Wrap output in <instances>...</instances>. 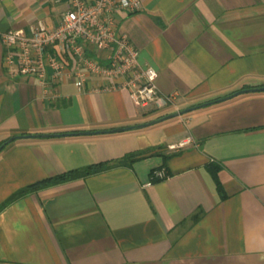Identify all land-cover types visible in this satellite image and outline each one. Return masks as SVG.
<instances>
[{"label": "crops", "instance_id": "1", "mask_svg": "<svg viewBox=\"0 0 264 264\" xmlns=\"http://www.w3.org/2000/svg\"><path fill=\"white\" fill-rule=\"evenodd\" d=\"M140 1L116 17L139 63L157 69L158 92L175 95L160 108L136 105L124 77L81 81L72 56L63 75L49 70L46 86L10 71L1 33L54 26L65 2L0 0V141L137 124L264 85V0ZM131 152L140 153L114 163ZM93 163L109 166L0 207V264H264V90L139 129L15 139L0 150V205Z\"/></svg>", "mask_w": 264, "mask_h": 264}, {"label": "built area", "instance_id": "2", "mask_svg": "<svg viewBox=\"0 0 264 264\" xmlns=\"http://www.w3.org/2000/svg\"><path fill=\"white\" fill-rule=\"evenodd\" d=\"M63 1L65 10L54 26L37 21L28 32L10 28L1 33L3 63L10 71L34 76L46 86L49 70L52 77L63 75V57L72 56L81 81L88 74L124 77L122 85L127 86L131 99L141 108H160L175 102L174 94L158 92L157 69L152 64L139 63L138 50L119 28L117 11H137L142 6L140 0ZM101 52H106L107 66L100 64ZM189 141L183 140L177 146ZM152 177L164 178L165 172L154 169Z\"/></svg>", "mask_w": 264, "mask_h": 264}, {"label": "water", "instance_id": "3", "mask_svg": "<svg viewBox=\"0 0 264 264\" xmlns=\"http://www.w3.org/2000/svg\"><path fill=\"white\" fill-rule=\"evenodd\" d=\"M264 90V85L261 86H251V87H246V88H240L237 89L229 94H226L224 96H220L217 98H214L212 100H207L204 102H200L197 104L185 106L179 109H176L174 111L162 114L160 116H157L155 118L149 119L144 122H140L137 124H131L127 126H118V127H113V128H107V129H94V130H79V131H66V132H38V133H26V134H15L10 137H8L6 140H4L0 144V150L9 142L19 139V138H29V137H59V136H70V135H89V134H102V133H113V132H121V131H126V130H133V129H139L143 127H147L156 123H159L161 121L167 120L169 118L175 117V116H180L182 114H185L187 112H190L192 110H195L197 108L219 102V101H224L227 99H230L233 96L239 95L241 93H247V92H254V91H263Z\"/></svg>", "mask_w": 264, "mask_h": 264}, {"label": "trees", "instance_id": "4", "mask_svg": "<svg viewBox=\"0 0 264 264\" xmlns=\"http://www.w3.org/2000/svg\"><path fill=\"white\" fill-rule=\"evenodd\" d=\"M159 115H162V114H159ZM74 131H77V130H74ZM4 140L5 139L1 140L0 144ZM139 153L140 152L128 153L123 158L115 161L114 163L125 162L127 159L128 160L129 159L133 160L139 155ZM107 166H109L107 163H93V164H90V165H87V166H83V167H78V168H73V169L67 170V171H65L63 173L57 174V175L52 176V177H48V178H44V179L38 180L36 182H33L31 184H28L27 186H24V187L20 188L19 190L14 192L3 204L0 205V207L5 205V203H7V202L19 197L20 195H22V194H24V193H26L28 191L34 190V189H36L38 187H41L43 185H47L49 183L67 181V180L75 179V178H78V177H83V176H86L88 174L100 171V170L104 169ZM218 187H219V189L221 188L219 186V184H218Z\"/></svg>", "mask_w": 264, "mask_h": 264}]
</instances>
